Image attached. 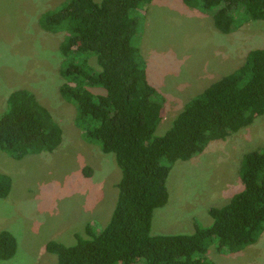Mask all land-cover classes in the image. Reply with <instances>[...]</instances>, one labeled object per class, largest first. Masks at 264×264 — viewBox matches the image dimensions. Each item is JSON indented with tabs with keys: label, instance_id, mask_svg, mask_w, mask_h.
I'll use <instances>...</instances> for the list:
<instances>
[{
	"label": "trees",
	"instance_id": "16d2710c",
	"mask_svg": "<svg viewBox=\"0 0 264 264\" xmlns=\"http://www.w3.org/2000/svg\"><path fill=\"white\" fill-rule=\"evenodd\" d=\"M154 0H66L39 19L42 29L65 33L60 51L61 95L76 106V123L85 139L113 153L122 177L110 222L101 231L86 227L91 239L77 235L66 246L50 241L46 249L55 264H215L206 257L210 246L239 252L264 233V148L244 156V185L224 207H211L213 222L186 236H152L156 209L168 204L167 181L172 166L202 154L230 132L264 116V49L249 52L244 64L193 97L161 137L163 96L150 82L147 64L135 39L140 17L135 12ZM187 7L210 15L223 34L247 22L264 20V0H183ZM241 11L239 19L235 13ZM95 60V65L92 59ZM91 62V63H90ZM92 64V65H91ZM99 70H96V67ZM90 88L103 93L94 94ZM63 131L33 92H12L0 115V151L15 160L54 152ZM90 168L84 169L86 177ZM12 191V179L0 172V198ZM16 237L0 231V261L12 259Z\"/></svg>",
	"mask_w": 264,
	"mask_h": 264
},
{
	"label": "rangeland",
	"instance_id": "374dc122",
	"mask_svg": "<svg viewBox=\"0 0 264 264\" xmlns=\"http://www.w3.org/2000/svg\"><path fill=\"white\" fill-rule=\"evenodd\" d=\"M64 2L0 0V115L12 92L27 89L63 131V142L52 153L15 160L0 151V172L12 179L10 195L0 198V231L11 232L18 242L16 255L0 264H55L57 256L47 251V244L73 246L77 235L91 239L87 225L93 223L95 231L104 229L118 198L122 171L116 156L85 139L76 123V106L61 95L65 79L60 45L65 33L47 32L39 24L42 14ZM134 15L141 19L135 43L150 82L163 96L158 137L170 130L193 97L240 68L251 50L264 49V20L223 34L212 13L204 15L183 0H154ZM240 16L237 11L235 17ZM90 91L103 93L98 88ZM263 148L260 116L211 143L202 154L176 162L167 181L168 204L153 215L152 236L191 235L195 222L210 226L208 209L226 206L244 188L240 178L244 156ZM87 167L92 171L89 177L84 174ZM206 257L215 264H264V233L239 252H219L213 244Z\"/></svg>",
	"mask_w": 264,
	"mask_h": 264
}]
</instances>
